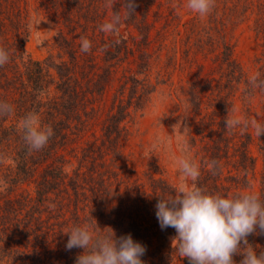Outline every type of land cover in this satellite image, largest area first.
I'll return each instance as SVG.
<instances>
[{
  "label": "trees",
  "instance_id": "obj_1",
  "mask_svg": "<svg viewBox=\"0 0 264 264\" xmlns=\"http://www.w3.org/2000/svg\"><path fill=\"white\" fill-rule=\"evenodd\" d=\"M37 1L38 14L42 10L48 21L55 24L58 49L55 55L49 54L42 60L33 59L25 49L31 27L27 9L23 7L26 0H0V47L10 55V61L0 67V103L6 102L13 108L12 114L0 116V264H75L84 250L67 251L68 236L64 233L73 226L85 225L101 235L112 229L116 238L131 234L134 241L146 247L141 257L144 264H170L179 258L178 253L172 254L170 244L176 232L171 227L161 230L155 205L158 196L171 194L174 187L155 175L158 168L154 163L143 171L141 182L129 177L119 164L124 159L127 135L124 122L132 110L143 105L154 88L138 77L150 68L151 54L147 47L151 24L146 13L154 0H141L143 7L140 11L136 7L130 18H124V11V24L137 32L135 48L128 47L122 34L116 40L100 39L101 65L96 70H93L96 63H88L81 51L78 27L96 23L95 16L89 19L87 15L100 7L101 0ZM223 3L221 28L217 31L221 71L217 86L220 101L216 106L225 109L227 96L240 88L244 104L259 98L262 112L259 124L264 125V90H251L249 77L233 58V43L229 39L233 26L243 22L250 9H256L254 30L262 48V64L257 73L264 79V0H223ZM189 24L193 27L191 21ZM200 30L198 33L192 30L198 36L197 41L203 38L199 37ZM117 40L120 42L116 43ZM130 50L135 53V72L125 78L121 90L113 96L99 138L83 148L81 154L67 158L66 153L74 149L71 132L84 122L83 116L88 118L94 110L88 97L103 93L111 83L114 66ZM208 88V83L198 78L189 83L187 96L193 115L199 111L201 95ZM29 112H35L41 125L51 126L54 132L39 151L29 152L20 131V122ZM216 126V138L208 147L207 167L201 169L198 186L227 197L240 193L239 189L246 185V176L223 174L222 160L227 155L228 139H223L224 121L218 120ZM197 134L201 135L198 131ZM257 139L262 160L258 195L264 201V136ZM249 140L250 135L245 133L235 147L239 171L248 168ZM212 160L219 162L222 171L213 174L209 170ZM249 163L252 165L253 159L249 158ZM25 185L32 188L23 189ZM232 186L235 190H231ZM248 242L257 254L264 252V235H250ZM233 259L240 264L243 257L235 255ZM181 261L189 264L187 258Z\"/></svg>",
  "mask_w": 264,
  "mask_h": 264
},
{
  "label": "rangeland",
  "instance_id": "obj_2",
  "mask_svg": "<svg viewBox=\"0 0 264 264\" xmlns=\"http://www.w3.org/2000/svg\"><path fill=\"white\" fill-rule=\"evenodd\" d=\"M123 4L124 0H101L100 7L87 15L89 19H94L95 16L96 23L90 27L84 28L81 24L78 27L81 30H79L81 38L91 42V50L85 53V57L88 63L90 61L96 63L93 70L101 65L100 39L103 38L105 41L117 39L116 34L101 30V26L111 19L115 11H119L122 17L119 34L126 39L129 48H135L137 32L132 26L124 24ZM136 4L140 11L143 7L141 0H136ZM38 6L37 0H26V4H23L27 9L31 26L25 49L33 59L42 60L49 54L55 55L58 49L55 45V24L48 21L49 18L42 14V10L41 14H38ZM223 7V0H215L212 12L200 17L186 8V0H154L146 13V19L151 24L150 43L147 47L151 54L150 68L147 73L138 77L144 78L147 85L154 88L146 95L143 105L132 110L124 122L127 135L123 146L124 159L119 163L125 173L136 178L138 182H141L140 178L143 171L147 170L148 164L154 163L158 168L155 174L157 177L163 178L173 187L178 185L182 178L176 160L181 156L180 141L185 140L188 142V155L199 166L201 172L202 168L207 167L208 147L216 138V122L220 119L225 122L228 111L242 120H256L260 123L262 119L259 98L253 99L250 104H244L240 88L232 90L231 95L227 96L225 109L216 106L220 101L217 86L221 71L217 31L221 28ZM256 17L257 10L250 9L245 20L233 26L229 38L233 43V58L248 77L256 74L262 64L261 40L254 30ZM190 21L193 27L189 24ZM198 29H201L199 37H203L199 41L196 39L198 36L194 35ZM192 30L195 31L192 33ZM128 53L126 58L114 66L115 72L111 83L103 93L88 97L89 105L94 107V110L90 112L88 118L83 116L84 122L71 132L74 149L66 153L67 158L72 159L74 153L81 154L83 148L99 138L101 123L110 110L113 96L119 93L125 78L135 72V53L132 50ZM195 78L208 83L210 90L202 93L200 109L193 115L187 87ZM213 86L216 87L211 88ZM197 131L201 135H198ZM245 133L250 135V140L246 143L248 168L239 171L235 147ZM224 138L228 139V146L225 152L227 155L222 160L223 174L237 177L245 175L246 185L239 189V192L250 189L259 194L262 160L254 130L251 127L244 133L239 127L232 131L226 130ZM223 143L221 142V145ZM249 158L253 159L252 165ZM31 188L32 185L23 186V189ZM231 190L235 188L232 186ZM170 244L172 245V240ZM171 252L173 255L177 254L175 250ZM170 264H182L181 258H175Z\"/></svg>",
  "mask_w": 264,
  "mask_h": 264
},
{
  "label": "clouds",
  "instance_id": "obj_3",
  "mask_svg": "<svg viewBox=\"0 0 264 264\" xmlns=\"http://www.w3.org/2000/svg\"><path fill=\"white\" fill-rule=\"evenodd\" d=\"M136 7V0H124V18H130ZM214 7L215 0H186V8L200 17L209 15ZM121 22L120 12L115 11L101 30L118 35ZM81 41V51L89 52L91 42L83 37ZM9 61V52L0 47V67ZM248 84L253 91L264 90V79L259 73L251 75ZM12 112L10 104L0 103V116ZM224 127L229 131L239 127L242 133L251 127L257 137L264 136V125L256 120H242L229 111ZM20 131L29 152L44 148L54 135L51 126L41 125L35 112L27 113L21 120ZM180 144L181 156L176 163L181 182L171 194L157 195L155 205L161 230L175 229L172 248L180 258H187L189 264H235V255L243 257L240 264H264V252L257 254L248 242L250 235H264V201L250 189L225 197L199 187L200 168L188 155V142L180 141ZM208 167L213 174L222 171L216 160H212ZM64 234L68 236L67 251L73 248L84 250L76 257L75 264H144L141 257L145 255L146 247L134 241L131 234L116 238L111 229L110 233L101 235L89 225L73 226Z\"/></svg>",
  "mask_w": 264,
  "mask_h": 264
}]
</instances>
